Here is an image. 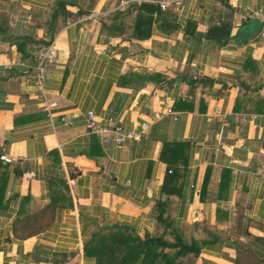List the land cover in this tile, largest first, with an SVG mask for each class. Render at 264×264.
<instances>
[{
    "label": "crops",
    "instance_id": "0c3cea01",
    "mask_svg": "<svg viewBox=\"0 0 264 264\" xmlns=\"http://www.w3.org/2000/svg\"><path fill=\"white\" fill-rule=\"evenodd\" d=\"M89 111L146 133L102 146ZM2 153L0 264H96L114 227L195 244L176 264H264V0H0Z\"/></svg>",
    "mask_w": 264,
    "mask_h": 264
},
{
    "label": "trees",
    "instance_id": "16d2710c",
    "mask_svg": "<svg viewBox=\"0 0 264 264\" xmlns=\"http://www.w3.org/2000/svg\"><path fill=\"white\" fill-rule=\"evenodd\" d=\"M1 169V168H0ZM168 175L164 181L163 193L166 195L173 194V184L177 179L174 171ZM3 172L0 171V177ZM4 186L0 184V206L3 199ZM165 203H159L157 213L159 216L164 214ZM20 223L14 226V234L16 237L23 236L26 231L37 229L39 225L32 223V225ZM20 224V225H19ZM116 231L114 234L105 235L97 234L84 245V255L86 258H94L96 264H176V260L185 256L188 252L195 251V244L187 245L179 237L176 241L170 243L164 241L162 238H147L140 241L133 238L126 232L114 227ZM176 249L173 254L165 253V249Z\"/></svg>",
    "mask_w": 264,
    "mask_h": 264
},
{
    "label": "built area",
    "instance_id": "2783aa9c",
    "mask_svg": "<svg viewBox=\"0 0 264 264\" xmlns=\"http://www.w3.org/2000/svg\"><path fill=\"white\" fill-rule=\"evenodd\" d=\"M183 1L184 0H158V5L162 9H167L171 5L178 6ZM253 15L254 17H258L260 16V12L255 11ZM56 60L57 52L54 45L42 47L37 50L35 73L31 82L39 88L40 95L44 101H46V91L43 85L46 80L49 66L53 65ZM56 107V102H45L43 108L49 119L53 116L51 110ZM210 118H218L221 121H226V116L220 109H216L213 117ZM63 122L65 125L69 124L68 120H63ZM147 126L146 123H142L139 128L127 131L113 118L99 120L93 111L86 113V128L98 138L102 146H112L116 149H122L127 143L139 141L145 135ZM0 160L5 163L12 162L4 153L0 155Z\"/></svg>",
    "mask_w": 264,
    "mask_h": 264
}]
</instances>
